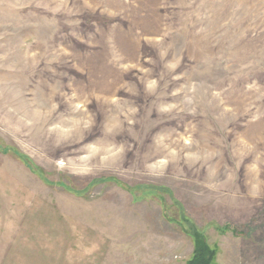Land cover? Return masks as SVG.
<instances>
[{
    "label": "rangeland",
    "instance_id": "obj_1",
    "mask_svg": "<svg viewBox=\"0 0 264 264\" xmlns=\"http://www.w3.org/2000/svg\"><path fill=\"white\" fill-rule=\"evenodd\" d=\"M264 264V0H0V264Z\"/></svg>",
    "mask_w": 264,
    "mask_h": 264
},
{
    "label": "trees",
    "instance_id": "obj_2",
    "mask_svg": "<svg viewBox=\"0 0 264 264\" xmlns=\"http://www.w3.org/2000/svg\"><path fill=\"white\" fill-rule=\"evenodd\" d=\"M195 248L192 259L187 264H214L216 250L212 249L200 233L194 235Z\"/></svg>",
    "mask_w": 264,
    "mask_h": 264
}]
</instances>
